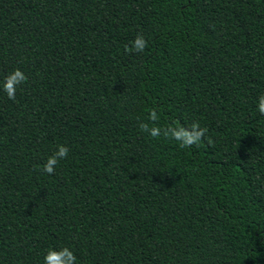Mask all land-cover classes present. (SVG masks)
Returning <instances> with one entry per match:
<instances>
[{
    "label": "trees",
    "instance_id": "obj_1",
    "mask_svg": "<svg viewBox=\"0 0 264 264\" xmlns=\"http://www.w3.org/2000/svg\"><path fill=\"white\" fill-rule=\"evenodd\" d=\"M17 68L0 264L65 247L75 264H264V0H0V82ZM141 122L207 131L182 149Z\"/></svg>",
    "mask_w": 264,
    "mask_h": 264
},
{
    "label": "clouds",
    "instance_id": "obj_2",
    "mask_svg": "<svg viewBox=\"0 0 264 264\" xmlns=\"http://www.w3.org/2000/svg\"><path fill=\"white\" fill-rule=\"evenodd\" d=\"M148 46L147 40L141 34H137L136 38L132 42V48H127L126 51L131 52L135 50L137 52H143ZM27 76L19 69L13 70L7 75L0 86L3 91L7 94L9 99L14 100L16 89L19 85L26 82ZM257 111L264 115V94H261L258 98ZM148 120L157 122L159 116L157 111L153 109L149 115ZM139 128L142 132L148 133L152 138L164 136L166 139H171L177 142L180 148H189L193 145H199L201 140L204 138L207 131L206 128H202L198 123H193L190 127L186 128L183 125L169 124L163 128L158 126L149 127L147 123L141 122ZM211 144V140L208 141ZM68 148L65 145H59L54 155L50 156L42 166V170L47 174H52L55 171V166L61 159H64L68 155ZM76 257L74 253L65 247L60 250L49 249L44 256V264H75Z\"/></svg>",
    "mask_w": 264,
    "mask_h": 264
}]
</instances>
